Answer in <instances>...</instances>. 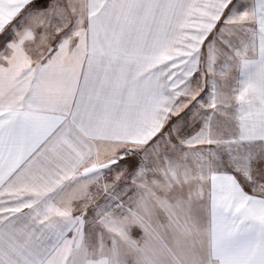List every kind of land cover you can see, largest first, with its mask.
<instances>
[{"label": "snow or ice", "instance_id": "obj_1", "mask_svg": "<svg viewBox=\"0 0 264 264\" xmlns=\"http://www.w3.org/2000/svg\"><path fill=\"white\" fill-rule=\"evenodd\" d=\"M0 264H264V0H0Z\"/></svg>", "mask_w": 264, "mask_h": 264}]
</instances>
